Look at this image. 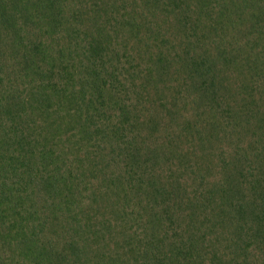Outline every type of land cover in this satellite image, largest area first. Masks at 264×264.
<instances>
[{
  "label": "trees",
  "instance_id": "16d2710c",
  "mask_svg": "<svg viewBox=\"0 0 264 264\" xmlns=\"http://www.w3.org/2000/svg\"><path fill=\"white\" fill-rule=\"evenodd\" d=\"M0 264H264V0H0Z\"/></svg>",
  "mask_w": 264,
  "mask_h": 264
}]
</instances>
